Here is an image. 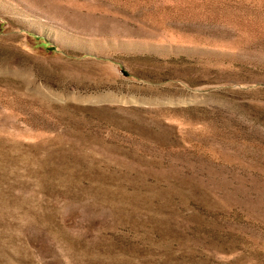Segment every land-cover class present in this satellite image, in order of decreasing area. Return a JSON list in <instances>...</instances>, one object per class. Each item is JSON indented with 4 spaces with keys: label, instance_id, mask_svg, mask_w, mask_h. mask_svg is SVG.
<instances>
[{
    "label": "rangeland",
    "instance_id": "rangeland-1",
    "mask_svg": "<svg viewBox=\"0 0 264 264\" xmlns=\"http://www.w3.org/2000/svg\"><path fill=\"white\" fill-rule=\"evenodd\" d=\"M0 264H264V0H0Z\"/></svg>",
    "mask_w": 264,
    "mask_h": 264
}]
</instances>
